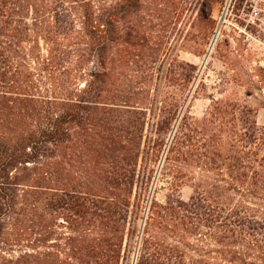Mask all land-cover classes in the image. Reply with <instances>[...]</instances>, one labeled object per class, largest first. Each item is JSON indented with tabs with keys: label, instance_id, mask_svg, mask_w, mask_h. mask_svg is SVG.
Returning a JSON list of instances; mask_svg holds the SVG:
<instances>
[{
	"label": "trees",
	"instance_id": "trees-1",
	"mask_svg": "<svg viewBox=\"0 0 264 264\" xmlns=\"http://www.w3.org/2000/svg\"><path fill=\"white\" fill-rule=\"evenodd\" d=\"M145 9L0 0V264H264V127L232 100L184 113L191 64L173 98L117 84Z\"/></svg>",
	"mask_w": 264,
	"mask_h": 264
},
{
	"label": "rangeland",
	"instance_id": "rangeland-1",
	"mask_svg": "<svg viewBox=\"0 0 264 264\" xmlns=\"http://www.w3.org/2000/svg\"><path fill=\"white\" fill-rule=\"evenodd\" d=\"M146 7V24L151 28L147 55L131 58L124 71L118 68L123 75L117 84L122 80V85L131 89L149 86L151 96L160 90V96L173 98L182 67L191 64L196 70L184 113L201 118L212 105V97L232 100L253 109L258 125L264 127V24L254 18L249 2L146 0ZM162 36L166 42L155 52ZM150 65L152 72L147 70ZM252 81L257 89L248 95ZM151 123L147 121L146 129H151ZM151 192L159 200L166 199L170 191L165 178L153 182ZM180 192L185 200L195 193L190 184H184Z\"/></svg>",
	"mask_w": 264,
	"mask_h": 264
},
{
	"label": "built area",
	"instance_id": "built-area-1",
	"mask_svg": "<svg viewBox=\"0 0 264 264\" xmlns=\"http://www.w3.org/2000/svg\"><path fill=\"white\" fill-rule=\"evenodd\" d=\"M249 2V8L251 9L254 18H256L260 25L264 24V0H246Z\"/></svg>",
	"mask_w": 264,
	"mask_h": 264
},
{
	"label": "water",
	"instance_id": "water-1",
	"mask_svg": "<svg viewBox=\"0 0 264 264\" xmlns=\"http://www.w3.org/2000/svg\"><path fill=\"white\" fill-rule=\"evenodd\" d=\"M223 21V20H222ZM222 21H221V23H222ZM216 39H217V35H215V37H214V39H213V43L216 41ZM212 47V46H211ZM210 51H211V48H210V50H209V52H208V54H207V56H206V60H207V58H208V56H209V54H210ZM205 60V61H206ZM135 258H136V254H135Z\"/></svg>",
	"mask_w": 264,
	"mask_h": 264
}]
</instances>
